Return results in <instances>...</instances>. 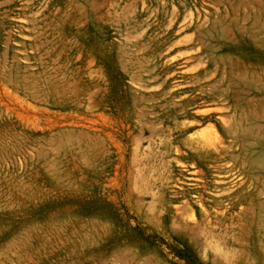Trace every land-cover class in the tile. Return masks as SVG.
I'll list each match as a JSON object with an SVG mask.
<instances>
[{
	"label": "rangeland",
	"instance_id": "rangeland-1",
	"mask_svg": "<svg viewBox=\"0 0 264 264\" xmlns=\"http://www.w3.org/2000/svg\"><path fill=\"white\" fill-rule=\"evenodd\" d=\"M0 264H264V0H0Z\"/></svg>",
	"mask_w": 264,
	"mask_h": 264
},
{
	"label": "bare ground",
	"instance_id": "bare-ground-1",
	"mask_svg": "<svg viewBox=\"0 0 264 264\" xmlns=\"http://www.w3.org/2000/svg\"><path fill=\"white\" fill-rule=\"evenodd\" d=\"M255 31V30H254ZM249 35V34H248ZM226 115V114H225ZM224 116V115H223ZM231 116V115H230ZM236 123V122H235ZM230 127V126H229ZM230 130L234 131L233 127L231 126ZM215 152V154H217V159L218 161H228L230 160L232 157L235 158V151L233 150V146L231 144L227 145V144H222L218 147H215V149L213 150ZM206 189V187H205ZM225 195H227L230 198H234V195L231 192L226 193ZM200 198L203 199V195H200Z\"/></svg>",
	"mask_w": 264,
	"mask_h": 264
}]
</instances>
